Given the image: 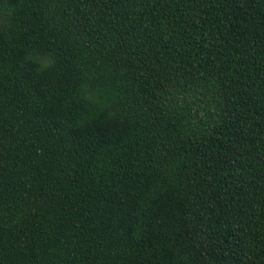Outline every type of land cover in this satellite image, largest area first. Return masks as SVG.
Returning a JSON list of instances; mask_svg holds the SVG:
<instances>
[{
	"label": "trees",
	"instance_id": "trees-1",
	"mask_svg": "<svg viewBox=\"0 0 264 264\" xmlns=\"http://www.w3.org/2000/svg\"><path fill=\"white\" fill-rule=\"evenodd\" d=\"M0 264H264V0H0Z\"/></svg>",
	"mask_w": 264,
	"mask_h": 264
}]
</instances>
